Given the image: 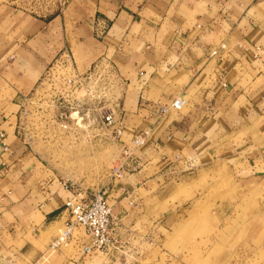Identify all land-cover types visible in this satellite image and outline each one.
<instances>
[{"label": "crops", "instance_id": "1", "mask_svg": "<svg viewBox=\"0 0 264 264\" xmlns=\"http://www.w3.org/2000/svg\"><path fill=\"white\" fill-rule=\"evenodd\" d=\"M63 52L77 70L109 60L124 81L122 145L150 130L140 168L109 193L119 238L131 243L148 211L141 192L152 197L167 179L144 175L154 160L186 165L236 142L264 167V0H69L47 19L0 2V264H83L90 243L84 233L67 254L46 252L71 193L15 131L21 99ZM176 98L186 108L158 118L156 107Z\"/></svg>", "mask_w": 264, "mask_h": 264}, {"label": "rangeland", "instance_id": "2", "mask_svg": "<svg viewBox=\"0 0 264 264\" xmlns=\"http://www.w3.org/2000/svg\"><path fill=\"white\" fill-rule=\"evenodd\" d=\"M68 1L0 0L40 19L60 13ZM32 107L28 101L22 109L21 136L48 175L72 189L109 190V173L120 158V147L96 138L87 122L84 131H74V121H67L70 130L67 138L57 140L59 145L30 141ZM51 135L42 138L50 141ZM252 158V149L234 142L186 165L149 163L144 175L158 170L167 179L150 186L152 197L141 192L148 211L133 229L127 253L115 259L97 253L84 258L83 264H264V167ZM107 204L112 202L107 199ZM63 230L64 224L55 228L54 238ZM81 235L82 229L73 233L74 238ZM71 245L61 251L67 254Z\"/></svg>", "mask_w": 264, "mask_h": 264}, {"label": "built area", "instance_id": "3", "mask_svg": "<svg viewBox=\"0 0 264 264\" xmlns=\"http://www.w3.org/2000/svg\"><path fill=\"white\" fill-rule=\"evenodd\" d=\"M105 29L106 24H102L97 34L101 36ZM124 89V81L109 60L100 59L81 72L74 66L68 52H63L44 73L34 91L20 101L15 131L25 147L30 144L22 138L20 124L22 109L28 101L33 106L30 141L42 143V139L46 144L59 145L57 140L67 138L70 130L67 121H74V131H84V123L87 122V127H91L96 138L120 147V158L109 173V190L87 191L62 186L71 193V198L64 205L68 220L64 230L48 245L46 252L50 255L66 247L76 229H82L90 239L88 245L81 247L82 260L97 253L110 256L111 259L126 253L124 249L131 240L130 236L125 240L118 237L119 220L112 206L107 204L106 195L126 176L140 168L136 151L146 143L150 130L138 132L131 146L121 144ZM185 104L183 99L176 98L167 106H157L155 114L163 118L170 111H181ZM49 133L52 134L50 141L46 137L42 138V135L49 136ZM3 137L0 135L1 140ZM1 148L7 151L3 142ZM127 203L131 208L134 206L132 201Z\"/></svg>", "mask_w": 264, "mask_h": 264}]
</instances>
